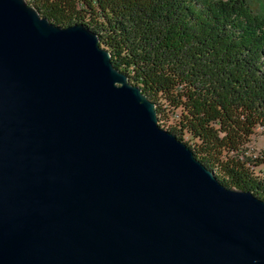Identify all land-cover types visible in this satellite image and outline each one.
Segmentation results:
<instances>
[{"label": "water", "instance_id": "obj_1", "mask_svg": "<svg viewBox=\"0 0 264 264\" xmlns=\"http://www.w3.org/2000/svg\"><path fill=\"white\" fill-rule=\"evenodd\" d=\"M81 23L0 0V264H264L224 186Z\"/></svg>", "mask_w": 264, "mask_h": 264}, {"label": "trees", "instance_id": "obj_2", "mask_svg": "<svg viewBox=\"0 0 264 264\" xmlns=\"http://www.w3.org/2000/svg\"><path fill=\"white\" fill-rule=\"evenodd\" d=\"M25 1L56 25L81 23L95 32L156 115L158 99L180 108L170 132L189 133L195 157L219 182L264 200V178L254 176L244 150L254 130L264 129V3Z\"/></svg>", "mask_w": 264, "mask_h": 264}, {"label": "rangeland", "instance_id": "obj_3", "mask_svg": "<svg viewBox=\"0 0 264 264\" xmlns=\"http://www.w3.org/2000/svg\"><path fill=\"white\" fill-rule=\"evenodd\" d=\"M32 1V0H28ZM256 3H264V0H254ZM103 47V46H102ZM131 83V82H130ZM133 84V83H131ZM157 106L161 108V113L157 115L158 125L171 131L172 128H178V120L180 115V108L173 111L169 108V105L162 99H158ZM261 133L257 128L254 130V134L251 135L250 141L244 147V150L248 156L251 158L252 165L250 169L254 173V176L264 178V140L261 137ZM174 135L181 141H183L192 151L195 153L194 147L196 141L189 135V133L176 132ZM257 158V159H256ZM257 160V161H256Z\"/></svg>", "mask_w": 264, "mask_h": 264}, {"label": "built area", "instance_id": "obj_4", "mask_svg": "<svg viewBox=\"0 0 264 264\" xmlns=\"http://www.w3.org/2000/svg\"><path fill=\"white\" fill-rule=\"evenodd\" d=\"M257 129H258L260 132H262V133H261V137H262V139L264 140V129H263L262 127H260V126H258Z\"/></svg>", "mask_w": 264, "mask_h": 264}]
</instances>
